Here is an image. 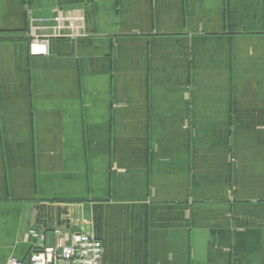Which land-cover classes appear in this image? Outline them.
Here are the masks:
<instances>
[{
	"label": "crops",
	"instance_id": "1",
	"mask_svg": "<svg viewBox=\"0 0 264 264\" xmlns=\"http://www.w3.org/2000/svg\"><path fill=\"white\" fill-rule=\"evenodd\" d=\"M57 230L264 264V0H0V264Z\"/></svg>",
	"mask_w": 264,
	"mask_h": 264
},
{
	"label": "built area",
	"instance_id": "2",
	"mask_svg": "<svg viewBox=\"0 0 264 264\" xmlns=\"http://www.w3.org/2000/svg\"><path fill=\"white\" fill-rule=\"evenodd\" d=\"M56 233L60 237L56 249H34L27 263L11 260L9 264H102L104 249L101 241L81 233L72 236H64L59 230ZM29 235L39 241L45 239L44 234L34 229Z\"/></svg>",
	"mask_w": 264,
	"mask_h": 264
},
{
	"label": "water",
	"instance_id": "3",
	"mask_svg": "<svg viewBox=\"0 0 264 264\" xmlns=\"http://www.w3.org/2000/svg\"><path fill=\"white\" fill-rule=\"evenodd\" d=\"M79 234H80V233H79ZM81 234H86V233H81ZM86 235L90 236L89 234H86Z\"/></svg>",
	"mask_w": 264,
	"mask_h": 264
}]
</instances>
